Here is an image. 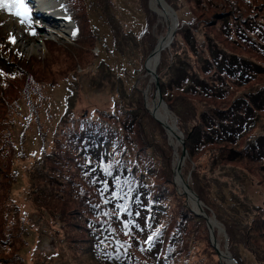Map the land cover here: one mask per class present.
Returning <instances> with one entry per match:
<instances>
[{
	"label": "rangeland",
	"instance_id": "1",
	"mask_svg": "<svg viewBox=\"0 0 264 264\" xmlns=\"http://www.w3.org/2000/svg\"><path fill=\"white\" fill-rule=\"evenodd\" d=\"M94 1L92 5L90 0H77L81 5L79 12L82 22L78 40H70L75 22L61 0L52 1L51 8L54 9L47 6L39 8L38 0H24L26 9L13 6L11 9L0 10V60L8 61L5 56L17 58L30 72L28 91L25 86L27 78L20 76L22 72L16 68L17 65L0 64V145L4 141L9 142V138L16 143L14 151L5 156V161L3 159L5 173L0 174V181L5 186L0 190V230H16L23 223L26 229L20 232L17 243L1 254L10 256L17 252L22 255V259L18 261L20 264H114L95 257L89 250L84 251L86 243L81 242V238L87 236V233L84 220L79 214L81 212H75L78 205L74 198L65 194L64 199L50 197L48 202L38 203L32 193V176L39 160L38 154H35L43 137L48 143L49 138L54 139L60 113L69 101L70 108L78 114L88 107L112 108L115 97L130 107L142 106L138 121L141 118L145 120L144 117L148 116L165 130L168 143L173 149L176 192L181 193L179 195L186 194L187 203L195 209L193 200L185 192L175 171L182 153V144L159 121L161 119L152 108L159 101V97L156 94L155 76L145 68L150 53L168 33V25L172 23L174 15L165 13L158 0ZM105 1H108L107 6L103 3ZM163 1H167L175 9L179 23L172 41L168 44L170 35H167V41L163 43L160 53H156L158 56L155 67L159 80L162 75L163 82L171 86V79L181 73L180 79L186 74L194 77L200 75L208 83H212L221 72L229 90L223 97H209L179 89L172 90L174 95L188 96L199 108L208 104L225 108L243 93L264 86V54L256 50L252 42L241 34L247 32L257 40L259 34L256 29L245 25L241 18L251 15L264 24V0ZM25 10L30 19L21 23ZM149 10L156 15V22L150 27L153 33H147L146 37L142 34L148 25ZM17 11L22 15H15ZM225 13L230 15L228 21ZM55 17L57 19H51ZM184 26L193 28V37L185 33V29H182ZM153 36H157V39L154 46H151L149 43ZM213 44L227 55L235 54L261 64L262 70L253 71L252 78L242 82L225 66L214 64L211 69L206 70V60L214 56ZM164 49L173 51V56L170 54L169 58H176L172 64L176 65L172 68L167 64L163 67V74L162 71L160 74L159 64ZM175 52L178 54H174ZM24 55L29 57V61L23 60ZM23 86L24 90L21 89ZM174 95L169 94L172 96L171 100L175 101ZM163 98L167 106L164 103L158 104L171 113V122L174 124L176 117L164 95ZM23 100H26L24 110L19 106ZM178 102L182 103L180 99ZM162 106L161 111L164 110ZM256 119L255 125L246 132L242 142L235 146L242 149L252 133L264 130V108L257 111ZM176 133L178 134L177 131ZM206 150L204 148L197 151L190 159L198 164L200 180L206 186L207 196L211 201L210 210L216 211L215 208L218 207L227 222L207 211L211 219L216 220L214 227L217 229L220 248L223 253L232 254L227 241L228 224L234 239L233 252L242 258V264H264V157L251 159L245 155L231 159L218 150L215 159ZM188 157L190 154L187 150L183 166L189 160ZM49 164H55L53 171L67 169L65 164L53 162L51 159L47 167ZM63 165L65 166L62 167ZM183 166L184 176H191V171L184 173ZM47 169L51 171L49 167ZM75 178L77 179V174ZM60 186L62 187L57 185L58 188ZM63 186L71 190L68 183ZM170 187L174 198L172 209L181 210L182 202L177 199L172 184ZM10 195L19 204L21 212L8 211L5 217L4 199H8ZM10 206H15L11 199ZM13 211H17L16 208ZM21 216L25 218L24 221ZM123 237L131 252L149 259L147 253L138 247L139 239H148L147 232L138 233L136 236L123 234ZM119 242L121 248H124V244ZM213 246L208 224L191 219L183 241L185 252L188 247L191 252L186 255L187 259L182 264H218L215 256L219 261L224 259L225 263L222 264H241L236 258L238 262L226 256L218 257L213 252ZM226 247L230 252H227Z\"/></svg>",
	"mask_w": 264,
	"mask_h": 264
},
{
	"label": "trees",
	"instance_id": "2",
	"mask_svg": "<svg viewBox=\"0 0 264 264\" xmlns=\"http://www.w3.org/2000/svg\"><path fill=\"white\" fill-rule=\"evenodd\" d=\"M61 1L75 22V29L70 40H78L82 31L81 13L79 12L81 5L77 3V0ZM93 2L95 1L90 0L91 4ZM98 3L101 5L100 2ZM103 3L108 5V1ZM225 16L228 21L230 15L225 13ZM147 17L148 25L142 36L149 32L153 33L150 27L153 22H156V15L151 10L148 11ZM241 20L245 25L254 27L259 36L256 40L247 32L245 34L241 32V34L252 42L256 50L264 54V24L252 18L251 15L244 16ZM182 29H185V33L194 36L192 27L184 26ZM156 37H152L149 45L154 46ZM212 46L214 56L206 60L208 65L206 70L211 69L214 64L220 67L225 66L228 68L225 69L232 71L238 81L242 82L252 78L253 71L257 72L263 68L257 62L248 61L235 54L227 55L215 44ZM176 53L178 54V52L174 54ZM170 54L173 56V51L169 52L164 49L159 64L160 74L167 64L175 68L176 64H172L176 58L171 60ZM5 57L8 61L0 60V64L17 65L16 68L22 72L20 76L27 78L25 86L29 91L27 83H30V72L17 58ZM23 60L29 61V57L24 55ZM161 76L162 93L168 100L178 127L184 132L187 150L190 154L183 168L184 173L188 174L191 171L190 184L205 203L206 211L224 220L218 207L215 208L216 211L210 210L211 201L207 196L208 190L200 180L198 164L192 162L190 158L197 151L206 148V152L211 153L215 159L218 156L215 154L218 150L227 154L226 157L231 159L245 155L251 159H262L264 157V130L252 133L242 149L235 145L242 142L246 132L256 123L257 111L264 108V86L236 97L228 107L222 108L208 104L204 108H199L191 98L183 94L174 95L172 90L179 89L202 93L209 97H223L229 90L227 81L221 72L219 76H215L216 81L212 83H208L206 78L200 75H197L198 78L186 74L183 79H180L181 73H179L171 79L173 82L171 86H167ZM25 86L21 89L24 90ZM169 94L174 95L176 100H171L172 96ZM179 99L182 103L178 102ZM69 102L60 113L53 134L54 139L49 138L50 143H48L43 137L39 150L35 154H38L39 160L32 176L34 183L31 189L34 198L38 203L48 202L50 197L64 199L65 194L74 198L78 205L75 212H81L79 214L84 220L87 233V236L81 238V242L86 243L83 249L84 251L89 250L97 258L114 264H182L187 259L186 255H190L191 252L189 247L187 252L183 247L188 223L191 219L199 222L201 220L205 225L207 222L204 216L196 212L190 203H187L186 194L179 195L181 193L176 192L172 165L173 149L168 143L165 130L152 122L148 116L144 117L145 120L141 118L138 121L142 106L141 108L130 107L122 103L118 97L113 99L112 108L101 109L95 106L92 109L88 107L79 114L70 108ZM24 103L26 100L19 105L23 110ZM41 130L42 127L40 134H42ZM12 141L9 138V142L4 141L0 145L1 175L5 173V156H9L16 145ZM49 159L65 164L67 169L60 172L53 171L55 164H49L48 167L51 170L49 171L47 169ZM105 168H108V173L105 172ZM75 174H77V179ZM41 178L46 180L43 181ZM66 183L71 186V190L63 186ZM170 184L173 185L177 199L182 202L181 210L172 209L174 198ZM57 185H62V187L58 188ZM4 188V184L0 181V190ZM9 198L15 202L14 207L10 206ZM4 200H6L3 210L5 217L8 211L21 212L19 204L13 200L11 195ZM220 206L222 208L221 204ZM15 208L17 211H13ZM22 219L20 218L24 221L25 218L22 217ZM226 228L228 248L242 264V258L233 252L232 229L228 224ZM22 230H26L24 223L18 225L16 230L1 228L0 264L21 263L18 261L22 259V255L17 252L10 256L1 253L8 251L17 243ZM215 231L217 232V229ZM146 232L147 237L153 236L152 242L149 244L146 243L148 239L146 241L139 239L138 247L147 253L149 259L141 258L138 253L131 252L130 248L125 245L128 244L127 240L123 237V234L136 236L138 233L146 234ZM119 241L124 244V248H121ZM213 247L214 254L219 257V252L215 246ZM215 259L218 264H222L216 256Z\"/></svg>",
	"mask_w": 264,
	"mask_h": 264
},
{
	"label": "water",
	"instance_id": "3",
	"mask_svg": "<svg viewBox=\"0 0 264 264\" xmlns=\"http://www.w3.org/2000/svg\"><path fill=\"white\" fill-rule=\"evenodd\" d=\"M158 3H161V0H158ZM166 4L169 7H165L164 6L163 7L164 12L165 13L170 12V13H172L174 15V19H173L172 23H170L168 25V30H167L168 33L165 35V36H167V35L169 36L170 35L169 40H168V44H169L172 41L173 37H174L175 31L177 29V26H178L179 22H178V19H177V13H176L175 9L168 2ZM165 36H164V38H166ZM163 46H164V44H162V46H160L158 48L155 47L152 50V52L150 53L149 56H152L153 54H156L157 52L160 53V50H161V48H163ZM145 68H146L147 71L151 72L155 76V86H156V92H157L156 94L159 97V101L156 102V103L157 104L158 103H164L166 105L165 100L163 98V93H162V90H161V84H160V80H159V74H158V72L156 70V67L154 69H150V68H147V64H146ZM159 121L166 126L168 131L170 130V128H169L167 123H165L163 120H159ZM174 124H175L176 128L178 129L179 133L181 134V135L178 134V139H179V141L182 144V153H181V155H179V161H178V164L176 166L177 169H175V171L177 172L178 179L181 181L182 185L184 186L185 192L193 200V204H194L196 212H198L199 214H201V215L206 217L207 224H208V226L210 228V231H211L212 243L216 247V249L219 252L220 256H223V250L220 248V244H219V242L217 240L216 231H215V227H214V225L212 223V219H211L210 215L207 213V211L205 209V206H204V203H203L202 199L200 198L199 194L196 192V190L190 184V174L188 175V177H185L184 174H183L182 166H183L184 159L186 158L187 147H186V143H185V136L183 134L184 132L178 127L176 121L174 122ZM170 133H172L171 130H170ZM174 134L177 136L176 131H174ZM215 222H216V220H215ZM226 249H228V248L226 247ZM227 252H230L229 249L227 250ZM226 254L228 256H230V258H232V260H236L235 257L231 253L230 254L226 253ZM221 262L225 263L224 259H221ZM236 262H238V261L236 260ZM236 264H238V263H236Z\"/></svg>",
	"mask_w": 264,
	"mask_h": 264
},
{
	"label": "bare ground",
	"instance_id": "4",
	"mask_svg": "<svg viewBox=\"0 0 264 264\" xmlns=\"http://www.w3.org/2000/svg\"><path fill=\"white\" fill-rule=\"evenodd\" d=\"M39 1V5L40 6H38L39 8H45V6H47V7H49L50 9H54V8H51L52 6H53V4H52V1L53 0H38ZM161 3H162V5H163V7L165 6V7H169L167 4H166V2H164L163 0H161ZM160 3V4H161ZM45 10H47V8L45 9ZM49 12V11H48ZM55 15V14H54ZM58 16V15H57ZM51 19H57L56 17L55 18H51ZM55 20H53V22H54ZM166 38H164V37H162L160 40H159V42H158V44H157V46H156V48H158V47H160V46H162V44L163 43H165L166 41H167V36H165ZM157 56H158V54H153L152 56H149V58L147 59V68H150V69H154L155 68V66L157 65ZM161 104H157L156 102L154 103V105L152 106V108H154V110H155V113L157 114V117H159L161 120H163L165 123H167L168 124V126H169V128H170V130H171V134H172V136H174V137H176L177 139H178V134H180L179 133V131H178V129L176 128V126H175V124H173L172 122H171V118H172V115H171V113L165 108V107H163V111H161ZM170 130H169V132H170ZM174 131H177L178 132V134H177V136L174 134ZM170 134V135H171ZM181 135V134H180ZM174 147V146H173ZM184 167V166H183ZM178 178V177H177ZM176 180H178V179H176ZM181 186V185H180ZM191 194V193H190ZM212 223H213V225H215V220L214 219H212ZM223 256H226V258H230V256H227V255H225V253H223ZM232 259V258H231Z\"/></svg>",
	"mask_w": 264,
	"mask_h": 264
},
{
	"label": "snow or ice",
	"instance_id": "5",
	"mask_svg": "<svg viewBox=\"0 0 264 264\" xmlns=\"http://www.w3.org/2000/svg\"><path fill=\"white\" fill-rule=\"evenodd\" d=\"M13 6L25 7L26 9L24 0H0V10L5 9V8L11 9ZM15 15L20 16L22 15V13L20 11H17L15 12ZM23 16H24V19L21 20V23H24L26 20L30 19V16L28 15L27 10L24 11ZM104 170L106 173H108V168H105ZM124 210L126 211L127 209H124ZM152 240H153V236H149L146 243L150 244Z\"/></svg>",
	"mask_w": 264,
	"mask_h": 264
}]
</instances>
